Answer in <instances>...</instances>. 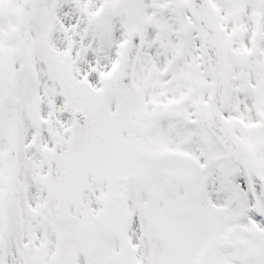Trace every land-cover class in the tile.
<instances>
[{
    "label": "snow or ice",
    "instance_id": "1",
    "mask_svg": "<svg viewBox=\"0 0 264 264\" xmlns=\"http://www.w3.org/2000/svg\"><path fill=\"white\" fill-rule=\"evenodd\" d=\"M0 264H264V0H0Z\"/></svg>",
    "mask_w": 264,
    "mask_h": 264
}]
</instances>
